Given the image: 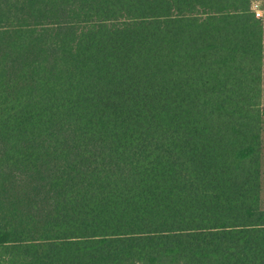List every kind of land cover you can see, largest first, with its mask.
<instances>
[{
    "label": "trees",
    "instance_id": "obj_1",
    "mask_svg": "<svg viewBox=\"0 0 264 264\" xmlns=\"http://www.w3.org/2000/svg\"><path fill=\"white\" fill-rule=\"evenodd\" d=\"M264 0H0V264H264Z\"/></svg>",
    "mask_w": 264,
    "mask_h": 264
},
{
    "label": "built area",
    "instance_id": "obj_2",
    "mask_svg": "<svg viewBox=\"0 0 264 264\" xmlns=\"http://www.w3.org/2000/svg\"><path fill=\"white\" fill-rule=\"evenodd\" d=\"M253 9H254L257 17H262L263 16V12L260 9V2L255 3L254 6H253Z\"/></svg>",
    "mask_w": 264,
    "mask_h": 264
},
{
    "label": "crops",
    "instance_id": "obj_3",
    "mask_svg": "<svg viewBox=\"0 0 264 264\" xmlns=\"http://www.w3.org/2000/svg\"><path fill=\"white\" fill-rule=\"evenodd\" d=\"M262 4H264V1H261V2H260V6H264V5H262ZM263 15H264V12H263ZM263 18H264V16H263Z\"/></svg>",
    "mask_w": 264,
    "mask_h": 264
},
{
    "label": "rangeland",
    "instance_id": "obj_4",
    "mask_svg": "<svg viewBox=\"0 0 264 264\" xmlns=\"http://www.w3.org/2000/svg\"><path fill=\"white\" fill-rule=\"evenodd\" d=\"M262 5H264V4H262ZM260 9L262 10V12H264V6H260Z\"/></svg>",
    "mask_w": 264,
    "mask_h": 264
}]
</instances>
